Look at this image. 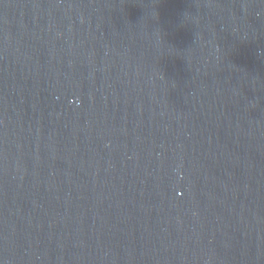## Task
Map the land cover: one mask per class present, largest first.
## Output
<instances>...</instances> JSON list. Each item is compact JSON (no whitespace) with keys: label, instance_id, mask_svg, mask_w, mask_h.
<instances>
[{"label":"water","instance_id":"obj_1","mask_svg":"<svg viewBox=\"0 0 264 264\" xmlns=\"http://www.w3.org/2000/svg\"><path fill=\"white\" fill-rule=\"evenodd\" d=\"M0 264H264V0H0Z\"/></svg>","mask_w":264,"mask_h":264}]
</instances>
